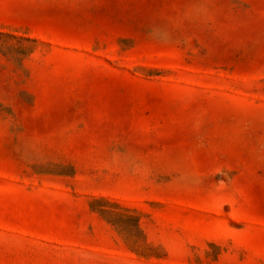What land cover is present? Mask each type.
Instances as JSON below:
<instances>
[{"label":"rangeland","instance_id":"rangeland-1","mask_svg":"<svg viewBox=\"0 0 264 264\" xmlns=\"http://www.w3.org/2000/svg\"><path fill=\"white\" fill-rule=\"evenodd\" d=\"M0 264H264V0H0Z\"/></svg>","mask_w":264,"mask_h":264}]
</instances>
